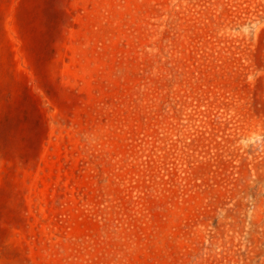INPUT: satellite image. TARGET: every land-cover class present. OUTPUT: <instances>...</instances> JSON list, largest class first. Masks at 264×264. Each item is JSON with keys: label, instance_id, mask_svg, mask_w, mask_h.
<instances>
[{"label": "rangeland", "instance_id": "rangeland-1", "mask_svg": "<svg viewBox=\"0 0 264 264\" xmlns=\"http://www.w3.org/2000/svg\"><path fill=\"white\" fill-rule=\"evenodd\" d=\"M0 264H264V0H0Z\"/></svg>", "mask_w": 264, "mask_h": 264}]
</instances>
